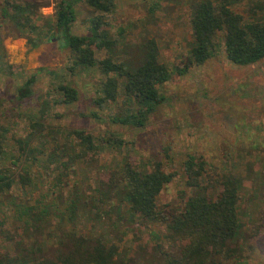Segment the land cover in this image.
Returning <instances> with one entry per match:
<instances>
[{
	"label": "rangeland",
	"instance_id": "374dc122",
	"mask_svg": "<svg viewBox=\"0 0 264 264\" xmlns=\"http://www.w3.org/2000/svg\"><path fill=\"white\" fill-rule=\"evenodd\" d=\"M4 1L0 0V5ZM12 1L32 6L41 14L46 29L55 21V9L60 2ZM85 1L76 0L75 3L77 21L73 31L77 35H87L89 19L97 15ZM200 1L114 0L116 12L110 16V30L113 36L120 38L118 59L129 69L137 68L144 58V43L154 39L162 62L174 69L180 57L191 54L192 20ZM212 1L216 5L221 2ZM232 9L246 21L264 20V0H241ZM57 39L32 48L0 15V121L9 128V162L18 150L15 141L31 131L30 118L40 112L46 101H51L46 118L49 125L63 132L84 130L99 140L118 137L119 142H123L121 145L107 144L97 164H79L63 191L65 201L70 194L72 197L79 193L99 197L102 184L119 173L126 160L134 163L161 161L176 178L162 192L160 209L180 210L192 194L186 185L184 165L189 156H196L207 163L214 183L225 173L244 180L239 202L241 227L234 247L244 264H264V60L250 66L233 64L226 57L223 34L219 33L216 35L218 50L213 58L195 66L187 75L173 72L172 80L161 87L166 101L145 127H124L111 120L119 111L126 110L124 99L99 109L95 101L101 94L105 76L98 67L72 72V53ZM32 75L37 77L34 95L20 100L18 88ZM63 83L71 84L79 92L78 101L72 105L53 104L57 97L54 89ZM54 149V144H49L47 154ZM46 166L34 167L36 174H40V182L35 180V185L26 189L15 186L3 198L0 255L8 253L21 258L20 242L32 250L43 243V253L34 256L32 264L49 263L60 251H65L66 235L73 229L92 239L102 237L117 245L131 264H163L164 253L180 252L183 244L168 241L160 223L119 224L115 213L108 218L106 213L111 212V203L103 205L104 219L100 221L95 215H86L75 228L74 224L61 222L62 216L55 213L41 226V231L27 228L18 221L14 206L17 200L29 199L34 205L48 195V200L59 205L62 211L66 208L60 205L59 192L50 197L57 191L54 186L57 171H49ZM216 187L220 192L221 188ZM27 254L24 251L22 256Z\"/></svg>",
	"mask_w": 264,
	"mask_h": 264
},
{
	"label": "trees",
	"instance_id": "16d2710c",
	"mask_svg": "<svg viewBox=\"0 0 264 264\" xmlns=\"http://www.w3.org/2000/svg\"><path fill=\"white\" fill-rule=\"evenodd\" d=\"M239 1L221 0L216 5L212 0H201L196 5L191 54L180 57L174 69L162 62L154 39L144 43V58L137 68L129 69L118 59L120 38L113 36L110 30V16L116 12L114 0L85 1L93 14L97 13L89 19L87 35H77L73 31L77 21L76 0H60L55 9V21L49 29L41 22V14L28 4L5 0L0 5V15L4 22L28 40L32 48L58 38L62 47L72 53V72L98 67L105 80L95 101L97 107L103 109L118 104L123 98L126 110L119 111L111 119L113 124L142 128L166 101L161 87L172 80L173 72L187 75L195 66L203 65L216 55L217 34H223L226 57L233 64L250 66L264 60V20L246 21L232 9ZM36 78L32 75L18 88L20 100L34 95ZM54 91L57 95L54 105H72L79 99L78 90L69 83L56 86ZM50 105L51 101H46L40 112L30 118L31 131L15 141L18 150L12 155V162H9V128L0 121V204L15 186L26 189L36 181L40 182V174H36L34 167L47 165V170L57 171L54 179L57 191L50 197L59 192L60 205H66L62 211L59 205L48 200V195L34 205L29 199L25 202L17 200L14 206L18 221L29 229L41 231L46 220L58 213L62 216L61 222L67 221L76 228L75 224L86 215H95L97 221L104 219L103 205L111 203V212L106 213L108 218L115 213L119 224L160 223L165 228L168 241L183 244L179 253L162 252L163 264H244L234 247L241 227L239 202L244 188L241 177L225 173L214 183L207 163L196 156H189L184 171L191 196L180 210H161L160 196L176 174L165 168L161 161L134 163L126 160L121 171L102 184L99 197L82 196L80 193L72 197L70 194L65 201L63 191L79 164H97L107 144L121 145L123 142H119L118 137L109 141L99 140L84 130L63 132L61 128L49 125L46 118ZM49 144H54L55 149L48 155ZM216 186L221 188L220 192ZM93 210L97 212L93 213ZM66 236L65 251H60L54 261L40 264H131V260L120 253V248L105 238L92 239L79 234L77 229ZM18 246L21 258L3 254L0 255V264H32L34 256L44 250L43 243L37 244L35 250L26 248L21 242ZM24 251L28 254L22 256Z\"/></svg>",
	"mask_w": 264,
	"mask_h": 264
}]
</instances>
